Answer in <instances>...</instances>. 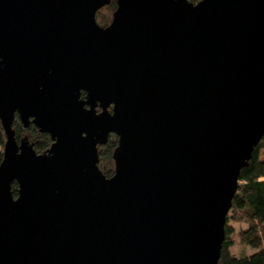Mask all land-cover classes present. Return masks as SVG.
I'll return each mask as SVG.
<instances>
[{
    "label": "water",
    "instance_id": "obj_1",
    "mask_svg": "<svg viewBox=\"0 0 264 264\" xmlns=\"http://www.w3.org/2000/svg\"><path fill=\"white\" fill-rule=\"evenodd\" d=\"M111 2L0 0V264H219L264 137V0H116L102 26Z\"/></svg>",
    "mask_w": 264,
    "mask_h": 264
},
{
    "label": "trees",
    "instance_id": "obj_2",
    "mask_svg": "<svg viewBox=\"0 0 264 264\" xmlns=\"http://www.w3.org/2000/svg\"><path fill=\"white\" fill-rule=\"evenodd\" d=\"M191 1L197 3L199 0ZM116 7V0H112L109 5L100 9L97 12V22L102 26L108 25ZM105 9L111 13L110 20L101 18V12ZM85 96L86 93L83 92L82 97ZM13 129L18 140L27 136L38 153L45 152L53 142L50 134L40 132L33 123L29 129L24 130L18 114H16ZM6 139V133L0 120V164L4 156ZM117 144L118 136L111 134L108 143L99 147V167L108 177L115 172L113 151ZM105 160H109L112 167L109 168L103 164ZM18 188L15 182L12 186L15 197L18 195ZM231 219L247 223L248 227L241 231V241L252 249L251 253L235 255L231 252V248L235 245V228L230 224ZM219 264H264V137L256 146L248 166L241 170L239 186L227 217L226 238Z\"/></svg>",
    "mask_w": 264,
    "mask_h": 264
},
{
    "label": "rangeland",
    "instance_id": "obj_3",
    "mask_svg": "<svg viewBox=\"0 0 264 264\" xmlns=\"http://www.w3.org/2000/svg\"><path fill=\"white\" fill-rule=\"evenodd\" d=\"M101 18L108 20L111 19V13L109 12L108 9H105L101 12ZM103 164H105L109 168L112 167V163L109 160H105ZM230 224L233 225L235 228V234H234L235 245L231 248V252L235 255H244L251 253L252 249L241 241V231L248 227L247 223L244 221L231 219Z\"/></svg>",
    "mask_w": 264,
    "mask_h": 264
},
{
    "label": "flooded vegetation",
    "instance_id": "obj_4",
    "mask_svg": "<svg viewBox=\"0 0 264 264\" xmlns=\"http://www.w3.org/2000/svg\"><path fill=\"white\" fill-rule=\"evenodd\" d=\"M100 147V146H99Z\"/></svg>",
    "mask_w": 264,
    "mask_h": 264
}]
</instances>
